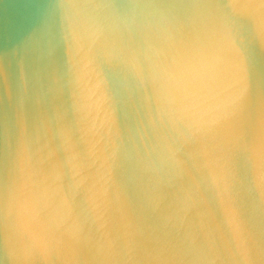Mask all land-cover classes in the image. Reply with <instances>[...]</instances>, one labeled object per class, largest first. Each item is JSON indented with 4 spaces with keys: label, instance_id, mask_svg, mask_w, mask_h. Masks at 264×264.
<instances>
[{
    "label": "water",
    "instance_id": "1",
    "mask_svg": "<svg viewBox=\"0 0 264 264\" xmlns=\"http://www.w3.org/2000/svg\"><path fill=\"white\" fill-rule=\"evenodd\" d=\"M0 264H264V0H0Z\"/></svg>",
    "mask_w": 264,
    "mask_h": 264
}]
</instances>
